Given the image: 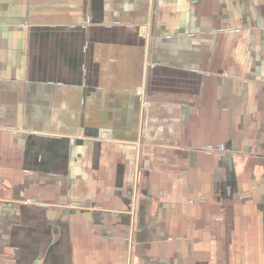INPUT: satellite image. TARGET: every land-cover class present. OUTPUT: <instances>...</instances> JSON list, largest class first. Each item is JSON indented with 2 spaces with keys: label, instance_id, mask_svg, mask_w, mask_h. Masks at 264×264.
<instances>
[{
  "label": "crops",
  "instance_id": "crops-1",
  "mask_svg": "<svg viewBox=\"0 0 264 264\" xmlns=\"http://www.w3.org/2000/svg\"><path fill=\"white\" fill-rule=\"evenodd\" d=\"M0 264H264V0H0Z\"/></svg>",
  "mask_w": 264,
  "mask_h": 264
},
{
  "label": "built area",
  "instance_id": "built-area-1",
  "mask_svg": "<svg viewBox=\"0 0 264 264\" xmlns=\"http://www.w3.org/2000/svg\"><path fill=\"white\" fill-rule=\"evenodd\" d=\"M212 151H213V152L221 153V152H223L224 150H223V147L221 146V147L216 148L215 150L212 149Z\"/></svg>",
  "mask_w": 264,
  "mask_h": 264
}]
</instances>
